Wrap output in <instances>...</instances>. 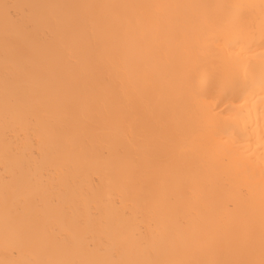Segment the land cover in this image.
<instances>
[{
    "label": "bare ground",
    "instance_id": "6f19581e",
    "mask_svg": "<svg viewBox=\"0 0 264 264\" xmlns=\"http://www.w3.org/2000/svg\"><path fill=\"white\" fill-rule=\"evenodd\" d=\"M0 264H264V0H0Z\"/></svg>",
    "mask_w": 264,
    "mask_h": 264
}]
</instances>
